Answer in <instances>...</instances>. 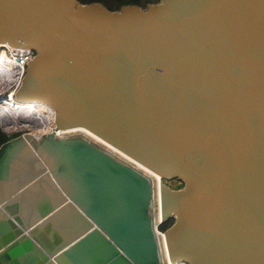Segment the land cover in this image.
<instances>
[{
	"label": "water",
	"instance_id": "water-1",
	"mask_svg": "<svg viewBox=\"0 0 264 264\" xmlns=\"http://www.w3.org/2000/svg\"><path fill=\"white\" fill-rule=\"evenodd\" d=\"M55 130L0 146V264H264V0H0ZM167 179L180 180L174 189Z\"/></svg>",
	"mask_w": 264,
	"mask_h": 264
},
{
	"label": "bare ground",
	"instance_id": "bare-ground-1",
	"mask_svg": "<svg viewBox=\"0 0 264 264\" xmlns=\"http://www.w3.org/2000/svg\"><path fill=\"white\" fill-rule=\"evenodd\" d=\"M48 109H49L48 106L42 104V102H40V101H28L26 103L18 102L16 112H14L17 114L11 115L9 117V119L6 121V123H4V124L9 125V131H12V130L13 131H20L22 129H26V128L30 129L31 128V130H32V132L30 133L31 135H41V134L48 133V132L52 131V129H53L52 124H49V121L44 118ZM42 115H44V116H42ZM33 127H34V129H33ZM56 132L60 136L83 135V136L91 139L92 141L96 142L100 146L104 147L108 151L112 152L114 155H116L121 160L135 166L137 169H139L140 171H142L143 173L148 175L150 178H152L153 182L155 184L156 202H157V206H156V210H155V220H156V224H159L161 222L160 220H162L161 218L163 216H162V213L160 211V206L158 207V203L160 205V198L158 195V191H159V184H162L163 181H162V178L160 177V175H158V174L152 172L151 170H149L148 168L142 166L141 164H139L135 160L131 159L130 157L126 156L125 154H123L122 152H120L119 150H117L116 148H114L113 146H111L110 144L105 142L104 140L100 139L95 134L89 132L88 130L80 128V129H73V130H69V131L60 130V131H56ZM158 236H159L161 246H162V250H163L164 263L168 264V262H169L170 264H176V262H173L170 259L169 252L167 253L166 246H165L166 240H165L164 233L163 234L158 233ZM181 264H186V263H181Z\"/></svg>",
	"mask_w": 264,
	"mask_h": 264
},
{
	"label": "built area",
	"instance_id": "built-area-1",
	"mask_svg": "<svg viewBox=\"0 0 264 264\" xmlns=\"http://www.w3.org/2000/svg\"><path fill=\"white\" fill-rule=\"evenodd\" d=\"M34 56H35V51L32 49H26L12 53L10 51V44L5 43L0 45V127L1 130L4 131L5 134L9 137L13 133L15 134L18 133L19 131H9L6 128V126H4V123H6V121L9 119L11 115L17 114L14 112H16L18 102L26 103L25 101H21L16 96L26 76L28 63L31 62ZM48 108L49 109L47 110L46 115L45 116L42 115V116H44V118L49 121V124H52L53 127L52 131H54L55 130L54 112L52 109H50V107ZM20 131L23 133V135L30 134L32 132V130L29 128L22 129ZM169 180L172 179H167L166 182ZM156 206H157V202H156ZM159 206L160 205L158 203V207ZM160 221L161 222L157 224V232L159 234H163L164 231L160 232L159 228L164 223L162 220ZM168 264L170 263L168 262Z\"/></svg>",
	"mask_w": 264,
	"mask_h": 264
},
{
	"label": "trees",
	"instance_id": "trees-1",
	"mask_svg": "<svg viewBox=\"0 0 264 264\" xmlns=\"http://www.w3.org/2000/svg\"><path fill=\"white\" fill-rule=\"evenodd\" d=\"M82 3L101 2L105 4L110 10H119L123 5L137 4L146 6L148 3L157 2L159 0H80ZM14 137V136H13ZM11 137L7 136L0 128V146L8 141ZM183 184V183H181ZM173 222L165 223L161 228L166 230Z\"/></svg>",
	"mask_w": 264,
	"mask_h": 264
},
{
	"label": "rangeland",
	"instance_id": "rangeland-1",
	"mask_svg": "<svg viewBox=\"0 0 264 264\" xmlns=\"http://www.w3.org/2000/svg\"><path fill=\"white\" fill-rule=\"evenodd\" d=\"M8 125V124H7ZM6 124H4V126H7ZM29 127V126H28ZM1 128V127H0ZM8 130H9V125L6 127ZM31 129V128H30ZM33 129H34V127H33ZM13 131V130H12ZM4 132V131H3ZM5 133V132H4ZM18 133H20V134H23L21 131H19ZM18 133H13L10 137L12 138L13 136H16V135H19ZM165 183L166 184H168L169 186H171L172 188H174V189H179V188H181V187H183V184H181V182L180 181H178V180H175V179H172V180H169V181H167L166 182V180H165ZM169 222H173V220H171V221H169ZM165 224V223H164ZM163 224V225H164ZM162 225V226H163ZM161 226V227H162ZM159 228V231L160 232H163L164 231V229L163 228Z\"/></svg>",
	"mask_w": 264,
	"mask_h": 264
}]
</instances>
